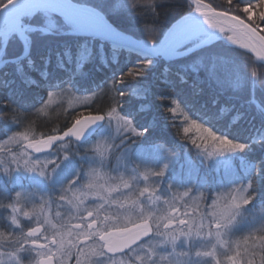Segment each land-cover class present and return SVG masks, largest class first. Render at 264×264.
<instances>
[{"label": "snow or ice", "instance_id": "obj_1", "mask_svg": "<svg viewBox=\"0 0 264 264\" xmlns=\"http://www.w3.org/2000/svg\"><path fill=\"white\" fill-rule=\"evenodd\" d=\"M225 3L0 0V264H264V0Z\"/></svg>", "mask_w": 264, "mask_h": 264}, {"label": "trees", "instance_id": "obj_2", "mask_svg": "<svg viewBox=\"0 0 264 264\" xmlns=\"http://www.w3.org/2000/svg\"><path fill=\"white\" fill-rule=\"evenodd\" d=\"M205 1H208L209 3H211L212 5H214L217 8H220V9H222L223 7H226L225 0H205ZM253 2H255V0H253ZM113 3L118 6L119 0H113ZM169 4L172 5V7H171L170 11L167 13V15L164 17V23L166 25L172 19H174L177 16H179L180 14L188 11L187 6L185 5V0H169ZM232 47L237 48L238 46L233 45ZM240 51H244V50L241 49ZM77 94L82 95L81 93H77ZM87 94L88 93H85L83 95H87ZM109 99H110V97H104L101 100V106L106 104ZM53 109H55V111L50 110L47 115L42 114L39 117H33L31 125L26 124L25 126L26 127H29V126L32 127L37 133L48 132L52 128H55V127H62L64 122H65L64 111L67 108H65L64 106L63 107L55 106V107H53ZM165 115H167V113H165ZM235 115H236V113L232 112L229 116L225 117V121H227L231 117H234ZM177 123L184 125V120H183L182 116H179ZM237 123H239V122H237ZM248 126L251 127V125H248ZM176 131L177 130L175 128L170 129L168 138L171 139L174 137L179 143H183V141L180 140V137L176 135ZM257 207H260V205H257Z\"/></svg>", "mask_w": 264, "mask_h": 264}, {"label": "rangeland", "instance_id": "obj_3", "mask_svg": "<svg viewBox=\"0 0 264 264\" xmlns=\"http://www.w3.org/2000/svg\"><path fill=\"white\" fill-rule=\"evenodd\" d=\"M76 95H77V96H80L79 94H76ZM87 95H90V94H87ZM58 103H59V101L56 100V99L54 98V102H53L52 108L55 107V106H57ZM63 106H64L65 108H67L69 111H71V109L68 108L67 100H65ZM49 111H50V110H49ZM208 150H210V151L212 150L211 146H209V149H208ZM254 211H255V213H256L257 215L261 214V213H260V207H257ZM236 239H238V237H234V238H233L234 241H235Z\"/></svg>", "mask_w": 264, "mask_h": 264}, {"label": "water", "instance_id": "obj_4", "mask_svg": "<svg viewBox=\"0 0 264 264\" xmlns=\"http://www.w3.org/2000/svg\"><path fill=\"white\" fill-rule=\"evenodd\" d=\"M203 3H208V4H211V3H209V2H207V1H205V0H203ZM212 5V4H211ZM213 6V5H212ZM213 7H215V6H213ZM218 10L220 9V8H217ZM187 13V12H186ZM186 13H184V14H186ZM180 17L181 16H179L178 18H176L173 22H171L169 25H168V27H171V25L172 24H175L179 19H180Z\"/></svg>", "mask_w": 264, "mask_h": 264}, {"label": "bare ground", "instance_id": "obj_5", "mask_svg": "<svg viewBox=\"0 0 264 264\" xmlns=\"http://www.w3.org/2000/svg\"><path fill=\"white\" fill-rule=\"evenodd\" d=\"M186 12H187V11H186ZM186 12H184V13H186ZM184 13L180 14L179 16L183 15ZM179 16H177L176 18H178ZM176 18L172 19V20L167 24V26H168L171 22H173Z\"/></svg>", "mask_w": 264, "mask_h": 264}]
</instances>
